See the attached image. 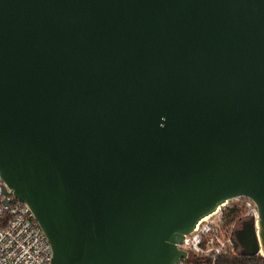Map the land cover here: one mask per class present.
Returning a JSON list of instances; mask_svg holds the SVG:
<instances>
[{
	"label": "water",
	"instance_id": "1",
	"mask_svg": "<svg viewBox=\"0 0 264 264\" xmlns=\"http://www.w3.org/2000/svg\"><path fill=\"white\" fill-rule=\"evenodd\" d=\"M0 179L50 264H175L240 196L264 264V0H0Z\"/></svg>",
	"mask_w": 264,
	"mask_h": 264
},
{
	"label": "built area",
	"instance_id": "2",
	"mask_svg": "<svg viewBox=\"0 0 264 264\" xmlns=\"http://www.w3.org/2000/svg\"><path fill=\"white\" fill-rule=\"evenodd\" d=\"M257 221L258 208L251 199L240 196L226 200L177 245L187 255L175 264H216L221 257L237 255V230L246 222L256 229ZM255 256L263 259L260 250ZM51 259V246L30 208L14 198L5 208L0 195V264H50Z\"/></svg>",
	"mask_w": 264,
	"mask_h": 264
},
{
	"label": "trees",
	"instance_id": "3",
	"mask_svg": "<svg viewBox=\"0 0 264 264\" xmlns=\"http://www.w3.org/2000/svg\"><path fill=\"white\" fill-rule=\"evenodd\" d=\"M235 213L233 212V216L231 217V220H234ZM216 264H263V259L258 256L254 257H244L241 255V252H239L235 256H225L221 257L217 260Z\"/></svg>",
	"mask_w": 264,
	"mask_h": 264
}]
</instances>
